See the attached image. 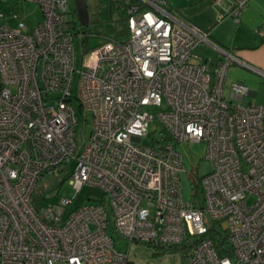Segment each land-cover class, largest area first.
I'll use <instances>...</instances> for the list:
<instances>
[{
    "label": "built area",
    "instance_id": "obj_1",
    "mask_svg": "<svg viewBox=\"0 0 264 264\" xmlns=\"http://www.w3.org/2000/svg\"><path fill=\"white\" fill-rule=\"evenodd\" d=\"M27 1L42 10L35 26L0 23V264H132L111 233L128 244L201 238L188 264H264V105L244 103L240 82L225 90L231 56L198 59L209 32L142 0L127 8L125 38L103 39L78 71L67 0ZM247 3L227 0L218 20ZM154 120L162 135L144 142ZM183 141L206 143L201 202L182 197ZM58 168L73 196L38 207V179ZM85 185L104 200L66 212Z\"/></svg>",
    "mask_w": 264,
    "mask_h": 264
},
{
    "label": "rangeland",
    "instance_id": "obj_2",
    "mask_svg": "<svg viewBox=\"0 0 264 264\" xmlns=\"http://www.w3.org/2000/svg\"><path fill=\"white\" fill-rule=\"evenodd\" d=\"M89 12V25L82 26L75 12L74 0H67L66 20L69 22L71 32L74 34V66L78 71L84 69V55L90 47L100 44L103 36L110 34V24H113L119 31L126 30L125 24L119 19V9H115L110 20L106 14H102L108 6L107 0H86ZM117 6L119 3L114 2ZM42 19V10L40 6L27 0H0V23H8L16 27L20 22L25 24L26 28L35 26ZM81 33V34H80ZM193 52L198 55V59L205 60L212 56L214 52L209 44L198 43ZM198 59H195L197 61ZM232 67H230L226 78V88L235 80L230 78ZM227 76V75H226ZM262 80V82H261ZM253 88L257 91L256 95H247L243 102H254L264 105V79L255 78ZM248 87V86H247ZM78 124L76 128V140L85 142L87 140L90 126L83 124L80 111L77 109ZM162 125L158 120L150 121L148 132L150 135L144 138V142H150L151 136L160 137ZM175 148L182 154L185 166L181 173V193L185 201L201 202L203 196L202 188L199 182L200 177L210 171V161L205 158L206 143L204 141H183L175 144ZM67 170L58 168L40 177L36 183L32 196L33 203L38 207H44L49 204L58 203L62 197H72L74 189L67 179ZM104 200L103 192L100 188L85 185L75 196L70 205L66 207V212H70L78 206L85 204H94ZM223 226H225L223 224ZM217 229L220 227L217 226ZM111 233V232H110ZM114 240V247L120 252H127L132 264H183L177 253H156L154 248L144 243L128 244L123 238L117 237L111 233Z\"/></svg>",
    "mask_w": 264,
    "mask_h": 264
},
{
    "label": "crops",
    "instance_id": "obj_3",
    "mask_svg": "<svg viewBox=\"0 0 264 264\" xmlns=\"http://www.w3.org/2000/svg\"><path fill=\"white\" fill-rule=\"evenodd\" d=\"M139 8L142 0H137ZM165 9L191 21L209 32L213 49L210 58L224 61L231 56L230 78L248 86V95H256L255 78L264 79V0H248L238 19L226 15L218 20V13L227 0H162ZM262 82V80H261Z\"/></svg>",
    "mask_w": 264,
    "mask_h": 264
},
{
    "label": "trees",
    "instance_id": "obj_4",
    "mask_svg": "<svg viewBox=\"0 0 264 264\" xmlns=\"http://www.w3.org/2000/svg\"><path fill=\"white\" fill-rule=\"evenodd\" d=\"M107 1H108V6L101 13L106 14V16L110 20H112L113 11L115 9H119V19L117 21L122 22L123 24H125V26H126V21L128 17L127 8L131 5L139 6V3L137 2V0H107ZM115 1H117L119 5L115 6L114 5ZM109 27H110V31H109L110 34L103 36L102 37L103 39H106V38L123 39L125 38L127 34V30L119 31L117 27H115L113 24H110ZM97 45L98 44L93 45L92 47L87 49V51ZM207 235L213 239V242L215 243V246L217 248L219 255L221 256L225 255L226 254V250L224 246L225 236L221 234V232L215 231L212 228L209 230V233ZM199 240H201V238H197L196 236H190L182 244H179V245H153V244H147V245L152 246L156 253H162V252L177 253L181 258V262L183 264H188L192 251L197 245Z\"/></svg>",
    "mask_w": 264,
    "mask_h": 264
},
{
    "label": "water",
    "instance_id": "obj_5",
    "mask_svg": "<svg viewBox=\"0 0 264 264\" xmlns=\"http://www.w3.org/2000/svg\"><path fill=\"white\" fill-rule=\"evenodd\" d=\"M74 5L79 23L84 27L87 26L90 20L86 0H74Z\"/></svg>",
    "mask_w": 264,
    "mask_h": 264
}]
</instances>
